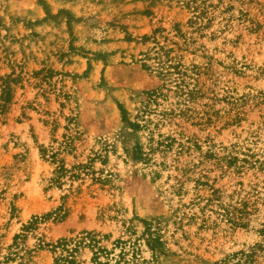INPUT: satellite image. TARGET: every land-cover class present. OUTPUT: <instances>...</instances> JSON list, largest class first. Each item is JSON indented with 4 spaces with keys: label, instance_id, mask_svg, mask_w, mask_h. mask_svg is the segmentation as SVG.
<instances>
[{
    "label": "rangeland",
    "instance_id": "rangeland-1",
    "mask_svg": "<svg viewBox=\"0 0 264 264\" xmlns=\"http://www.w3.org/2000/svg\"><path fill=\"white\" fill-rule=\"evenodd\" d=\"M44 147L79 176L53 184ZM118 241L264 264V0H0V264Z\"/></svg>",
    "mask_w": 264,
    "mask_h": 264
},
{
    "label": "trees",
    "instance_id": "trees-1",
    "mask_svg": "<svg viewBox=\"0 0 264 264\" xmlns=\"http://www.w3.org/2000/svg\"><path fill=\"white\" fill-rule=\"evenodd\" d=\"M164 46H159L158 49H164ZM167 55L170 53L171 50H167L165 49ZM149 56V55H147ZM150 57V56H149ZM163 62L160 63V66L156 69L158 74L161 75L162 77H164L166 79V77L171 76V69L174 68V65L170 66L167 65V67H165ZM148 68L151 67V65L145 64ZM177 67V66H176ZM152 68V67H151ZM180 72V71H179ZM165 84H167V82H165ZM179 86V85H177ZM9 89L10 86L7 85V89H5V95H4V102L7 103L9 102L10 98L8 96L9 94ZM152 93V97L151 99H157V93L162 94V92H158L156 90H154ZM4 103V104H5ZM2 105V107H4L5 105ZM134 126H143L145 128H149L148 125V119H145V122L143 123V125H141L140 123H133ZM151 131V129H149ZM152 132V131H151ZM70 146V143L67 141L64 144L65 148H68ZM60 149V148H59ZM60 152L59 151H55L54 148H46L44 147L42 149V154L45 157H49L52 159V162L56 163V161L61 162L58 165V168L55 169V174L54 176L51 178V182L55 185H61L63 184L67 179H73L79 176V174L76 172V170H71L68 169L63 160L59 161L58 159V154ZM148 242L149 244H153V246H155L154 244H156L157 242H159V240L153 237V233L151 231V229L148 230ZM95 240L93 239L92 242V238L90 239V242L88 243L89 245H95ZM115 248L119 249V252H115L114 250L111 249H107V248H98L97 250L94 251V255L92 257V264H146V260H142L140 261H135L132 258L128 257V252H127V247L126 244L123 241H118L115 244Z\"/></svg>",
    "mask_w": 264,
    "mask_h": 264
}]
</instances>
